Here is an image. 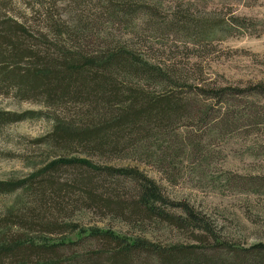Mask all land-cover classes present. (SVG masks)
<instances>
[{
    "label": "rangeland",
    "instance_id": "rangeland-1",
    "mask_svg": "<svg viewBox=\"0 0 264 264\" xmlns=\"http://www.w3.org/2000/svg\"><path fill=\"white\" fill-rule=\"evenodd\" d=\"M82 1L0 0V24L13 20L31 35L49 36V22L61 21L68 27L77 23L78 9L88 11L79 3ZM86 1L104 10L111 5L110 0ZM124 4L133 13L118 23L110 17H97V10L84 15L96 16L86 26L94 34L82 40L78 48L99 53L119 43L154 65L171 68L183 81L179 87L170 84L167 90L182 103L183 113L168 130L152 132L149 140L142 137L138 147H127L112 159L98 155L90 158L102 166L141 171L161 187L172 204L187 203L201 213L226 245L245 251L264 246V91L254 90L264 86V0H124ZM149 9L154 16L145 21L142 12ZM218 90H227L221 99L200 94H216ZM47 111L42 102L21 99L13 93L0 94V113L43 114L0 125V182L29 180L30 184L51 178L58 186L75 174L71 167H59L46 177L40 176L45 167L64 155L46 145L45 138L56 126ZM77 151L72 149L65 155L85 157ZM115 180L114 197L130 200L136 184L123 178ZM35 208L19 187L2 194L0 224L13 214L20 219L30 217V210ZM168 210L183 216L181 209ZM48 212L51 216L44 219L46 225L69 227L49 235L52 243L105 231L163 247L199 246L191 232L156 220L129 221L86 206H76L64 215L55 208ZM42 234L38 230L28 236L40 244L44 243ZM95 242L93 248L101 249L102 244ZM203 242L214 245L205 234ZM260 252L264 256V251ZM262 255L255 263L264 264Z\"/></svg>",
    "mask_w": 264,
    "mask_h": 264
},
{
    "label": "trees",
    "instance_id": "trees-1",
    "mask_svg": "<svg viewBox=\"0 0 264 264\" xmlns=\"http://www.w3.org/2000/svg\"><path fill=\"white\" fill-rule=\"evenodd\" d=\"M79 3L89 12L78 9L77 23L70 27L52 20L54 24L49 22L51 37L31 35L13 20L0 24V94L13 93L21 99L42 102L48 109L45 114L52 115L56 124L45 138L46 145L64 153L45 167L40 176L46 177L59 167L76 171L58 186L51 178L31 185L29 180L0 182V195L19 187L36 205L30 210V217L20 219L13 214L1 221L0 264H257L254 260L262 255L264 246L245 251L226 245L201 213L187 203L172 204L161 187L141 171L102 166L90 158L96 155L115 158L130 146L138 147L142 137L149 140L153 138L152 132L168 130L183 112L182 103L167 89L170 84L173 88L179 87L183 79L171 68L154 65L119 43L108 45L99 53L79 49L82 40L94 34L86 26L96 16L84 15L97 10L100 12L97 17H110L118 23L133 13L124 0H110L107 10L93 7L86 0ZM150 10L136 12H142L146 21L154 16ZM256 89L263 93L264 86ZM220 91L200 94L221 99L222 92L227 90ZM41 115L0 113V125ZM72 149L85 157H67L65 154L69 155ZM120 178L136 184V193L130 200L114 197L115 179ZM76 206L110 212L129 221L156 220L191 232L199 246L163 247L105 231H92L76 241L61 239L52 243L49 235L68 231L69 227L59 223L46 225L44 219L51 216L48 211L55 208L58 214L64 215ZM170 207L181 209L183 216L172 214ZM38 230L45 233L41 245L28 236ZM203 234L210 236L214 245L204 243ZM93 242L102 244L101 249H94Z\"/></svg>",
    "mask_w": 264,
    "mask_h": 264
}]
</instances>
